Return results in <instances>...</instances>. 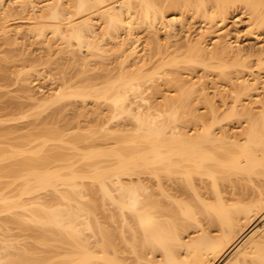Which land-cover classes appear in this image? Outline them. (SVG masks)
Wrapping results in <instances>:
<instances>
[{"label":"bare ground","instance_id":"1","mask_svg":"<svg viewBox=\"0 0 264 264\" xmlns=\"http://www.w3.org/2000/svg\"><path fill=\"white\" fill-rule=\"evenodd\" d=\"M7 1L0 0V22L4 20L1 9L6 8ZM42 1L18 3L19 12L35 15L29 17L26 32L37 38L51 32L65 48L75 47L69 54L75 61L82 49L90 51L94 59H101L110 49H105L103 43L115 40L121 31L132 45L127 48L125 39L116 45L118 51H130L121 54L124 57L119 58L120 63L115 59L118 62L115 67H119L115 74L107 66L111 73L92 77L94 69L86 62L90 69L85 67L77 82L63 86L46 101L35 104V109H45V105L50 107V103L66 100L108 103L107 115L96 109L103 114L97 116L99 119L104 116L101 125L97 123L105 132L103 135L96 131L92 133L94 136H75L70 132L68 136L67 130L59 131V127L47 125L41 127L40 134L22 136L20 143L25 139L21 145L16 139L11 141L15 144L8 143L11 144L8 148H16L15 152H10L7 146L0 148V179L7 180L0 184V215H10L0 221V264H218L230 251L232 254L222 264H264V110L260 114L256 112L259 116L254 112L256 117L249 112L250 108L253 111L252 107H239L238 97L233 101L230 115L224 119L248 118L249 127L239 136L232 138L225 130L220 136L215 134L214 128L223 120L213 109L212 122H201L200 128L190 134L187 127L194 122L185 120L184 116L193 118L194 114H189L191 97L195 92L205 95L206 89L197 92L193 88L197 83H185L176 71L182 64L202 66L206 71L218 67L216 71L226 80L228 65L224 61L215 67L214 60L228 52L237 61L243 56L241 51L230 53L233 48L231 44L227 47L224 35L216 39L213 48L208 47L206 35L209 34L203 32L206 38L200 36L195 43L192 41L187 54L163 60L153 71L144 70L147 64L143 62L144 67L140 60L134 63L140 66H133V71L125 68L142 41V36H134L137 30L151 32L153 36L149 35L148 41L152 48H148L155 47L161 54L162 47L157 41L159 27L174 30L176 23L184 27L183 21L166 20L168 10L191 12L207 25V22L216 23L215 20L223 22L241 8L249 16V33H253L264 31V0H66L68 5L63 0H54L37 15L35 10ZM13 32L16 37L22 28L12 29L5 21L0 23V38H3L0 40H16L10 36ZM207 53L212 54L211 58L205 57ZM263 57L264 49L257 57L260 66H264ZM102 65L98 67L104 70L106 66ZM240 73L236 80L243 79ZM161 77H169L165 84H182L176 97L152 104V97L148 96L153 95H150L152 89L158 93L154 83ZM251 81L249 84L243 79L237 83L240 88L234 86L250 91L264 84L260 77ZM28 108L16 104L5 115L13 120L33 109ZM0 112H3L1 108ZM52 117L55 119V115ZM123 118L129 119L132 127L123 130L110 127L111 122ZM117 130L126 135L123 133L125 136L119 138L117 135L122 133L118 134ZM112 132L118 138L114 134L112 137ZM0 134V138H6L9 133ZM29 135L34 138L29 139ZM95 135L101 140L93 138ZM110 139L112 142L115 139L112 146ZM50 142L60 145L49 146ZM21 146L24 150L18 152ZM146 175L155 181V187L147 184ZM17 181H20L16 183L18 187L13 186ZM169 182H173L171 187ZM261 220L263 224L257 227L255 224ZM10 225L27 232L28 236H21L32 242L25 239L24 243L17 242L20 235L14 237Z\"/></svg>","mask_w":264,"mask_h":264},{"label":"rangeland","instance_id":"2","mask_svg":"<svg viewBox=\"0 0 264 264\" xmlns=\"http://www.w3.org/2000/svg\"><path fill=\"white\" fill-rule=\"evenodd\" d=\"M20 1H22V0H8L6 2V8L1 9V10H3L5 16H4V20H2V22H0V23H3V21H5L7 24L11 25L12 29L15 27H20V29L22 28V32H21L22 34L21 33L19 35L17 34L15 37L13 35V34H15V32L11 33L12 35H10V36L17 38L16 40L13 39L12 42H11L12 39L6 40V41L0 40V108L3 111V112H0V132L8 131V133H9L6 138H4V137L0 138V148H2V147L6 148L7 145H11L8 143L15 144V143H13L15 139H16V141H15L16 143H17V140L20 143V141H22V140H20V139H22V136L26 137L28 134L34 135L35 133L40 134L39 130H41V127L44 129L45 126H47V125H48V127L49 126L50 127L54 126L57 128L59 127V131H62V130L66 131L67 130L68 134H69L68 136H70V133H73V134L75 133V136H76V134L77 135L78 134H81V135L90 134V135H92V133L93 132L96 133V131L98 132V134L105 133V132H103V129L102 130L100 129V128H102L101 126H100V128L98 127L99 126L98 124L100 123V125H101V122L104 120L103 119L104 116L103 117L101 116L103 119L102 121L100 120L101 117L99 119L97 116L103 115V114L105 115V113H106V115L108 114L107 113L109 111L108 107L110 106L108 103L99 102V104H97V103H95L94 100L93 101L87 100L86 103H84L83 101H80V100H77V101L76 100H71V101L66 100V101L60 102L59 104L56 103L55 105L54 104L52 105L50 103V105H51L50 107L49 106L47 107L45 105V106H43V108L45 107V109H42V108L41 109L40 108L35 109V104H37L39 102L46 101V99L49 98V96L51 97L52 94L54 95V93H56L59 89L61 90V88L63 86H65V85L67 86L71 83L73 84L74 81L77 82L79 80V78H81L80 75H82V71L85 70L86 68H88L85 65L86 62H90V65L94 69L93 73L90 72V74L91 73L93 74V76L91 75L92 77H94V76L103 77V76L108 75L112 71L115 74L116 72L119 71L118 65H117L118 68H116L115 64L116 63L118 64V62L119 63L121 62V61H119V58L123 54H125L126 51H130V49H128V50L124 49V50H122V52L118 51L117 50L118 48L116 47V45L119 43L122 44L124 42V39H125V43L128 42V44H127L128 47L125 43L124 44L126 45L127 48H129V46L132 45V41L127 40L128 38H127L126 34L124 33V31H121L120 35H117V37L119 36L118 39L116 37V38H114L115 40H113V41H111L112 39H110V40L106 39V40H108V41L105 40L106 42L103 41L104 42L103 46H105V49H107V48L108 49L110 48V49L107 50L108 53L105 50L107 54L104 53L105 55L104 56L102 55L101 59H98V58L94 59V57L90 53V51H87V49H82L81 53L78 54V60L75 61V59L73 60L72 59L73 57L70 56L71 55L70 52L74 51L75 47L65 48L63 46V44L60 43L61 42L60 39L54 38L52 36L51 32L46 33V36L44 38H37V37H34V35L26 32V29H28L29 17H33L35 15H32L31 13L19 12V6L20 5L18 3H20ZM53 1L54 0H46V1L43 0L42 2H40L38 4V9L35 10L36 14L37 15L40 14L42 9H44L45 6H47L48 4L53 3ZM63 1L65 2V4H67L68 0L67 1L63 0ZM208 10L212 11L211 8H209ZM242 12H244V10L241 8H238L237 10L230 13L225 21L222 22L220 20H217V21L215 20L216 23L213 22V24L211 23L212 24L211 25L210 23L207 22V25H206L205 23H203L201 21L202 19H199L200 17H196L195 15L193 16L191 14V12H183L180 10L179 11L168 10L167 12H165L166 20L172 21L173 19H175L177 22L183 21L184 27L180 26L178 23L173 24L174 30L173 29L172 30H168V29L165 30L166 28L162 29V27H161V29H160V27H159L160 30L158 29V35H157L158 40L157 41L159 42V45H161L160 48L162 47L161 48L162 49L161 54H159L155 50V47L153 48L154 50L153 49L150 50L148 48L149 41H150L149 39L151 36H153V34H151V32H149L147 30L140 29L141 31L137 30L136 33H134L135 37L137 35H138L137 37L142 36V37H140L142 39V41H139V43H138V46H139L138 49L139 50L137 49V53H136L137 55L136 54L133 55L132 56L133 58L129 59L130 61L128 60V62H126L127 64H125V68H126V70H128V72L133 69V66L139 65V64L134 65V63L138 62L139 60H140V63H142V64L146 63L147 64L146 67L144 64V67H145V68L143 67L144 70L153 71L157 67V65L163 60H169V59L172 60V58L175 56L182 57L180 55L184 54L185 52H186L185 54L188 53L187 52L189 49L188 46L190 44H192V41L195 43L196 39L198 40L200 36L202 37V36H205L206 34H209V35H206L209 37L206 38V36H205V38L207 40V46L208 47L211 46L213 48V46L215 45L214 42H217L216 39L220 40L221 38L224 37L225 40L227 39L226 40L227 41V47H229L228 44L232 45L233 50L231 48H230L231 49L230 51H229V49H227L230 53L232 51H234L235 53L241 51L240 53H242L243 56L238 58L239 60H237V61H235L237 58H235L234 54H229L228 52H226V53H228V55L225 53V54H223L224 56L219 55L217 57L218 58L217 60H219V61L221 60L222 62L221 61L219 62L217 60H214V61H216L215 64H213L214 63L213 60H212V62H210L213 65H215V67L219 66L217 64H220V63H222V64L226 63V65H228V69H226L227 71L225 70V72H226V74L228 73L227 75L230 78L227 77L229 79L225 78L226 80H224V78L221 76V74H219L217 72L218 70L216 71V69L218 67L215 68L213 65L212 66L215 69L211 70V68H210L209 71L208 70L206 71V69L204 67L202 68V66H197V65H195L196 66L195 68L193 66H189L186 64L185 65L180 64L181 67H180V65H178L180 68L177 67L176 71H177L178 75L180 76V78L185 79V80L182 79V81H185V83L186 82L188 83L189 81H190L189 83H192V82L197 83L196 88L195 87H193V88H194V90L196 89L197 92L199 91V93L201 92L202 88H203V91H205V89H206L205 95H203L204 93H202V92H201V95L195 92L193 97H191L190 101L192 103H190V104L192 105L191 111H192V109H193V111L192 112L190 111L189 114L191 113V115H192V113H193L194 114L193 118H191L190 116L189 117L184 116L186 119L183 118V119L188 120L190 122L191 121L194 122V123L190 124L191 126L190 125L188 126L189 128L187 127V129H188L187 131H189L190 134L195 133L196 129L200 128V127H198V125L201 126V122H206L207 124L209 121L212 122L211 119L213 118L212 117L213 116L212 109H213L215 114H217L218 118H222L221 120H223V122L221 124H219L220 126H218V125H217V127L215 126L216 127V128H214L215 132H216L215 134L220 136L221 133L222 134L224 133L223 130H225V132L229 133L230 137L233 135H235V137L239 136L246 128L249 127L250 123L246 121V119H248V118H246V116H242L243 113L241 115V112H239V114L242 117H240V116L239 117L237 116L238 118L233 117L234 119H231L232 121H229L230 119H228V121H226L224 119V117L226 118V116L230 115V112H231L230 109L234 106L233 101L236 98L238 100V97L241 100L240 104L238 103L239 107L241 105L243 106V108H244V106H246V108L252 107L253 111H251V108H250L249 112H253V113L254 112L259 113V112H261V110H264V87H263L264 84H263V86H262V84L261 85L259 84L260 86L258 85L259 87H256L257 89L252 88L250 91L249 90L243 91L241 89H237V86H234L235 84L240 83V81H243V79H247L248 82L249 81L253 82L251 80L260 77V81L264 82V66H260V63L257 59L258 55H260V53L264 49V31L263 30H255L254 31L255 33L254 32L249 33L250 32L249 30L251 28L249 16L247 13H245V12L242 13ZM0 13H2V12L0 11ZM210 14H211V12H210ZM97 28H98V30L100 29L99 26ZM207 31H210V32L206 33ZM99 32H100V30H99ZM203 32L205 33V35L203 34ZM211 33H213V34H211ZM135 34H137V35H135ZM225 34L227 35V37H225ZM149 35H151V36H149ZM221 35L222 36L224 35V36L222 37ZM124 36H126V37H124ZM9 38H11V37H9ZM0 39H3V38H0ZM121 41H123V42H121ZM149 47L152 48L151 46H149ZM124 48H125V46H124ZM209 49H211V48H209ZM212 50H216V49H212ZM237 50H239V51H237ZM211 53H214V51ZM93 54H95V53H93ZM220 54H222V53H220ZM204 55H206L205 57L207 58L208 53L204 54ZM210 55H212V54H210ZM210 55H208V59L211 58V57H209ZM202 56H203V54H202ZM221 56H222V58H221ZM232 56H234V57H232ZM123 57L124 56H122V58ZM202 58L204 59V57H202ZM115 59L118 60V62H116ZM113 60H115V61H113ZM240 62L242 63V66L244 64V67L246 66L248 69L241 67ZM101 63L103 64L102 66H106V68L104 67L105 68L104 70H101L103 68L99 69V67H100L99 65H101ZM111 63L112 64L114 63L113 64L114 66ZM233 63L235 65H233ZM88 65H89V63H88ZM90 65H89V67H91ZM238 65H240V66H238ZM107 66L109 68L111 67L112 71L109 69V71H111V72L106 70L108 68ZM188 66H189V68H188ZM233 66H234V69L232 68ZM88 69H90V68H88ZM237 73H240L242 75L243 79L240 80L237 78V80H236ZM164 76H165V74H164ZM220 77H222V78H220ZM242 77L240 76V78H242ZM160 79L157 82L155 81V83H154L155 86H157V89L159 90L158 93H157V91L155 92L153 89L151 90V94H150V90H149V92H147L148 93L147 95H149V94L152 95V93H153L152 96H148V97L153 98V99L150 98L151 99L150 102L151 103L153 102L152 104H162L164 101L163 100L164 98L176 97L178 92H179V91H177L178 86H180L182 84V83L180 84V82H177V83L175 82L174 84L172 83L173 85H170L171 83L165 84L168 81L166 79H169V77H167V78L161 77ZM234 81H235V83H233ZM250 82H249V84H251ZM231 84H233V85H231ZM237 85L239 86L238 88H240V84H237ZM30 97H32V99ZM234 103H235V101H234ZM16 104H22V106H24V107L27 106V108L33 107V109H32V111H30V110L27 111V109H26L27 112L25 114H21L22 116L15 117L18 119L14 118L15 120L14 119L12 120L13 117L12 116H6L5 112L10 111L11 107L13 105H16ZM46 104L49 105V103H46ZM97 108L103 114L100 111H99L100 113H98L96 110ZM239 109L241 111V108H239ZM94 110L97 112V115H96ZM56 113H57V116H56ZM256 114H255V116H256ZM259 114H257V116H259ZM54 115H55V119H54V117H52ZM1 119L3 121H1ZM125 119H127V118H125ZM125 119L123 118L122 120L111 122L112 124L110 127L114 128V130H116L117 128H119V129L123 128L124 129V128H127L128 126L132 127L130 120L129 119L125 120ZM193 119H194V121H193ZM48 127H46V128H48ZM57 128L55 130H58ZM61 128H62V130H60ZM114 130H113V132H114ZM118 130H117V132H118ZM122 130H120V131H122ZM128 130H124V131H128ZM130 130H131V128H130ZM130 130H129V132H131ZM120 131L118 132V134L122 133ZM113 132H112V137H114ZM6 133L7 132H5L3 134H6ZM115 133H116V131H115ZM123 133L126 135V132H123ZM123 133L119 134V135L116 134V135L119 136V138H120V135H122V136L124 135ZM228 133H226V135ZM37 134H35V135H37ZM104 135H106V134H104ZM92 136H94V135H92ZM117 136H116V138H118ZM97 137H98V139H97ZM97 137L95 135V137H93V138H96L97 140H99L100 139L99 135ZM100 137L102 138V136H100ZM27 138H28V136H27ZM31 138H34V136L32 137L31 135H29V139H31ZM66 138H67V136H66ZM103 138H104V136H103ZM108 138H110V137L108 136ZM232 138H234V136ZM24 139H23V142H24ZM91 139H89L88 142L91 141ZM96 139H94V140H96ZM11 141H13V142H11ZM102 141H104V139ZM23 142H21V143H23ZM34 142L33 143L31 142V143L35 146L36 144ZM104 142H106V141H104ZM108 142H110L109 145L112 146L113 143L115 144V139H114V142H112V139H110V141H108ZM21 143H20V145H21ZM25 143H27V142L25 141ZM36 143L39 144V142H37V141H36ZM51 143L53 145L58 144V143L50 142V144L48 143L49 146L51 145ZM56 145H54V146H56ZM58 145H60V144H58ZM84 145H85V143H84ZM84 145H82V146H84ZM109 145L107 143V146H109ZM23 146H21L19 149L23 148ZM30 146L32 147V145H29V147ZM82 146H80V147L82 148ZM24 147H26V146H24ZM7 148H8V146H7ZM33 148H35V147H33ZM10 149H11V147L8 148V150H10ZM15 149H13V150L11 149L10 152H13V151L15 152ZM19 149H18V152L22 151V149L21 150H19ZM25 149H28V147ZM23 150H24V148H23ZM68 152H70V151H68ZM73 160H75V159H73ZM145 178H144V180L148 181V183L147 182H145V183H147L150 186L155 187L154 186L155 181H153V179H151L150 176H148V178H147V175H146ZM149 178L151 179V181L148 180ZM9 181L11 182L12 180H9ZM4 182H7V180L3 179V178L0 179V184L4 183ZM18 182H20V181L15 182L13 186H15L16 183H18ZM151 182L153 183V185L151 184ZM164 182L165 181L163 180V183ZM176 182H178V181H176ZM169 183H166V185ZM171 183H173V182H171ZM171 183L168 186L171 187V185H172ZM198 183L199 182H197V185H198ZM17 185H16V187H18ZM163 185H165V184H163ZM19 186H20V183H19ZM43 195H45V194L43 193ZM47 197H48V195H47ZM28 199H31V198L29 197ZM163 203L165 204V200ZM5 216L8 217L10 215L9 214L0 215V221L2 219L4 221L5 220L4 218H6ZM102 217H103V215L101 216V214H100L99 218L102 219ZM0 223H2V222H0ZM262 224H263V220H261V222H258V224H255V225H258L257 227H260ZM10 226L12 227L11 230H13V232L11 231L12 234L13 235H14V233L16 234L14 237H16L17 235L18 236L20 235L19 237L21 239L18 236L16 238H19V239L18 240L15 239L17 242L18 241H20V242L21 241L22 242L23 241L24 242L29 241V239H27V237H26V236H28L27 232L25 234L22 230H19V229L17 230V229H15L16 227L13 229V226L12 225H10ZM21 232L24 234H22ZM21 235H26V236H21ZM30 241H29V243L32 242V241L31 242ZM230 253L232 254L231 251L228 252L223 257V259L226 258V256H228ZM223 259H221L218 262V264H222L221 262Z\"/></svg>","mask_w":264,"mask_h":264}]
</instances>
